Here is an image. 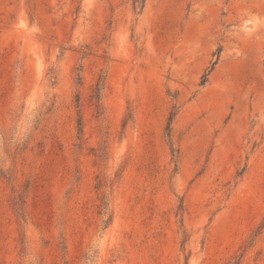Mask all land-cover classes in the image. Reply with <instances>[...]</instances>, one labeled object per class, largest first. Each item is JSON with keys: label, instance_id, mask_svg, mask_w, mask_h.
<instances>
[{"label": "rangeland", "instance_id": "rangeland-1", "mask_svg": "<svg viewBox=\"0 0 264 264\" xmlns=\"http://www.w3.org/2000/svg\"><path fill=\"white\" fill-rule=\"evenodd\" d=\"M0 264H264V0H0Z\"/></svg>", "mask_w": 264, "mask_h": 264}, {"label": "trees", "instance_id": "trees-1", "mask_svg": "<svg viewBox=\"0 0 264 264\" xmlns=\"http://www.w3.org/2000/svg\"><path fill=\"white\" fill-rule=\"evenodd\" d=\"M140 3V2H142V0H134V3Z\"/></svg>", "mask_w": 264, "mask_h": 264}]
</instances>
